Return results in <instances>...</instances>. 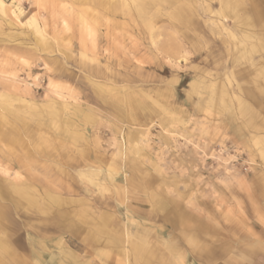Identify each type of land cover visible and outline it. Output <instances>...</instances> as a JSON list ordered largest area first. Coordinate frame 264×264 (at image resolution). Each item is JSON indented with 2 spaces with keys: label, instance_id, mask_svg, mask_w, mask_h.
Returning <instances> with one entry per match:
<instances>
[{
  "label": "rangeland",
  "instance_id": "obj_1",
  "mask_svg": "<svg viewBox=\"0 0 264 264\" xmlns=\"http://www.w3.org/2000/svg\"><path fill=\"white\" fill-rule=\"evenodd\" d=\"M218 7L0 0V264H213L257 232L264 43L232 63Z\"/></svg>",
  "mask_w": 264,
  "mask_h": 264
},
{
  "label": "crops",
  "instance_id": "obj_2",
  "mask_svg": "<svg viewBox=\"0 0 264 264\" xmlns=\"http://www.w3.org/2000/svg\"><path fill=\"white\" fill-rule=\"evenodd\" d=\"M176 1L177 0H172V3L174 4ZM216 1L219 5L216 13L221 16L218 24L221 26V30L226 32V39L228 41L232 40L231 44H226L230 46L227 49V53L229 54L230 51L236 52L231 58L232 63L239 61L242 62L243 59H249L252 53L258 49L259 45L264 43V38L253 40L255 36L254 26L257 22H259L261 17L264 16V8H259L258 6L260 5L257 6L256 1L251 0L252 4L250 8L252 10L250 8L244 7V9L238 11L237 2L234 4L233 2L229 3L228 0ZM255 9H257V12H253ZM174 10L175 11L171 12V14L176 13V11L178 12L179 8L177 7ZM227 17L233 20L234 28L241 32L239 38H242L243 42L234 35L231 28L226 27L225 23L221 21L222 19H227ZM235 37L237 38L236 40ZM238 100V108L241 111L245 110L246 104L242 99L238 98ZM262 188L264 189V185ZM261 200V202L264 204V196H262ZM238 250L239 251L236 254H228V257L225 261H222L221 263L216 262L213 264H264V216L263 222L259 221L257 232L252 237H248L247 241L243 240V246Z\"/></svg>",
  "mask_w": 264,
  "mask_h": 264
},
{
  "label": "bare ground",
  "instance_id": "obj_3",
  "mask_svg": "<svg viewBox=\"0 0 264 264\" xmlns=\"http://www.w3.org/2000/svg\"><path fill=\"white\" fill-rule=\"evenodd\" d=\"M186 3V2H185ZM170 4V3H169ZM252 4V3H251ZM240 6H242V5H240ZM251 9V8H250ZM252 10V9H251ZM219 12V11H218ZM257 12V11H256ZM174 15H175V17L177 18V19H180V21H183L184 20V15L182 16V12L180 11H176V13H173ZM254 14V13H253ZM229 16V15H228ZM180 17V18H179ZM259 17V16H258ZM184 22H186V19L183 21V23ZM241 87V86H240ZM20 182V181H19ZM23 184V183H22ZM21 186V185H20ZM3 188V187H2ZM31 189V188H30ZM12 191V190H11ZM1 193V192H0ZM29 194H31V193H29ZM18 195V194H17ZM9 196V195H8ZM31 197H32V195H31ZM5 198V197H4ZM3 199V198H2ZM6 199V198H5ZM5 201V200H4ZM13 204V203H12ZM160 206V205H159ZM172 206H174V208H175V205H172ZM161 207H163L162 205H161ZM173 208V209H174ZM177 210V209H176ZM183 211V210H182ZM185 217V216H184ZM189 217V216H188ZM171 218H173V217H171ZM170 218V219H171ZM176 219V218H175ZM174 221V220H173ZM182 222V221H181ZM179 223V222H178ZM200 226V225H199ZM1 230V229H0ZM3 231V230H2ZM9 244V243H8ZM10 248V247H9ZM6 250V249H5Z\"/></svg>",
  "mask_w": 264,
  "mask_h": 264
}]
</instances>
